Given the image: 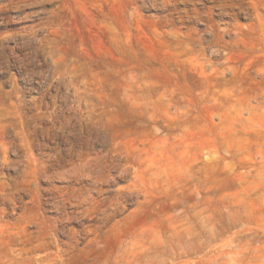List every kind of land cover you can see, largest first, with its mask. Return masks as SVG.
<instances>
[{"label": "rangeland", "instance_id": "obj_1", "mask_svg": "<svg viewBox=\"0 0 264 264\" xmlns=\"http://www.w3.org/2000/svg\"><path fill=\"white\" fill-rule=\"evenodd\" d=\"M0 264H264V0H0Z\"/></svg>", "mask_w": 264, "mask_h": 264}]
</instances>
